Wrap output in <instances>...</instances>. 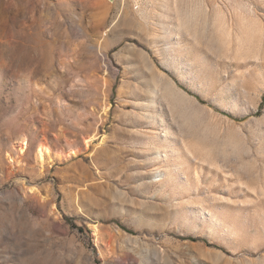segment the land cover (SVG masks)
Listing matches in <instances>:
<instances>
[{
	"label": "rangeland",
	"instance_id": "374dc122",
	"mask_svg": "<svg viewBox=\"0 0 264 264\" xmlns=\"http://www.w3.org/2000/svg\"><path fill=\"white\" fill-rule=\"evenodd\" d=\"M262 103L264 0H0V264H264Z\"/></svg>",
	"mask_w": 264,
	"mask_h": 264
},
{
	"label": "bare ground",
	"instance_id": "6f19581e",
	"mask_svg": "<svg viewBox=\"0 0 264 264\" xmlns=\"http://www.w3.org/2000/svg\"><path fill=\"white\" fill-rule=\"evenodd\" d=\"M89 141L86 142V145H89ZM28 148V144H26L25 141H22V147L19 149L21 154H24L25 151ZM159 152V151H158ZM75 153V152H74ZM79 153V152H78ZM78 153H75L78 154ZM73 154V153H72ZM74 155V156H75ZM71 156V155H70ZM61 157V156H60ZM37 158H38V162H40L41 164L46 163L47 159H52V155H51V151L49 150V148L47 146L41 145L38 149H37ZM58 158V157H57ZM50 163V162H49ZM39 164V163H38ZM97 232V230L95 229V233ZM95 235V234H94Z\"/></svg>",
	"mask_w": 264,
	"mask_h": 264
},
{
	"label": "trees",
	"instance_id": "16d2710c",
	"mask_svg": "<svg viewBox=\"0 0 264 264\" xmlns=\"http://www.w3.org/2000/svg\"><path fill=\"white\" fill-rule=\"evenodd\" d=\"M263 104H264V103H262V105H261V106H263ZM122 228H123L124 230H127V229H125L124 227H122ZM87 232H89V231H87Z\"/></svg>",
	"mask_w": 264,
	"mask_h": 264
}]
</instances>
